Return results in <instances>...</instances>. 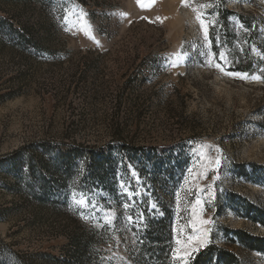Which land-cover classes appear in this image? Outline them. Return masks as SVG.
Segmentation results:
<instances>
[{"label": "rangeland", "instance_id": "rangeland-1", "mask_svg": "<svg viewBox=\"0 0 264 264\" xmlns=\"http://www.w3.org/2000/svg\"><path fill=\"white\" fill-rule=\"evenodd\" d=\"M153 220L264 264V0H0V264H154Z\"/></svg>", "mask_w": 264, "mask_h": 264}, {"label": "trees", "instance_id": "trees-1", "mask_svg": "<svg viewBox=\"0 0 264 264\" xmlns=\"http://www.w3.org/2000/svg\"><path fill=\"white\" fill-rule=\"evenodd\" d=\"M16 33H18L20 42L23 43L25 41L28 44L32 45L33 47L37 46V44L34 43V40H27L26 33H21L20 31H16ZM92 152L94 153V156H96L95 151L92 150ZM38 153L39 152L37 150H30L28 152V154L26 155L25 159L27 160V163L29 164L30 168H32V169L36 168L39 170V167H37L38 164L35 162V158H36L35 156ZM74 154H76V153H74V152L70 153L69 152L68 155L66 156V158L70 160V158ZM13 161H14L15 165L18 164V159H14ZM105 162H107L106 159L98 160L93 164V166H96V163H99L100 166H103V163H105ZM31 166H34V167H31ZM44 167L47 168L46 166H44ZM95 169H97V166ZM55 170H56L55 171L56 173L54 174V176L57 175L58 173H60L61 178H59V179L62 180L63 182H69L68 180H69L70 173H71L70 168H67L64 171L62 167L57 166V168ZM101 177L102 176L99 174V171L94 170V172L92 173L93 181H96L98 179L100 180ZM39 178L41 179V182L45 183V185L49 184V182H47V179H48L47 169H46V171L44 168L41 169ZM52 180H56L55 177H52ZM146 227H147V230H146L147 236L144 237L145 241L143 244V249L146 248L147 253L150 255L149 259L152 260L154 262V264H161L162 261L166 257L167 248L171 246L172 240H173V238H171V232H170L169 224L164 220H160L158 222L153 220L150 223H148V225ZM88 243L90 244V241H88ZM82 244H83L82 241L76 240V245L79 246V248L77 251V256H76V260H75L74 264H86V262H84V260H86V256H85L86 251H84L82 249V247H83ZM258 248H261V247L259 246ZM222 255H225V257H226V261L224 262V264H228L232 261H236L233 254H230V253L226 254V252H223ZM194 264H203L202 259H198Z\"/></svg>", "mask_w": 264, "mask_h": 264}, {"label": "snow or ice", "instance_id": "snow-or-ice-1", "mask_svg": "<svg viewBox=\"0 0 264 264\" xmlns=\"http://www.w3.org/2000/svg\"><path fill=\"white\" fill-rule=\"evenodd\" d=\"M137 2L139 4V3H141V0H137ZM197 19L200 22L201 28L203 29V31L205 33L206 39L209 41V43H211V37L208 36V27L205 25L204 19L200 15L197 16ZM223 59H224V56H223V54H221L220 60L223 61ZM216 66L218 68H220L221 71H224V68L221 66V64L218 63ZM228 74L232 75V76H239L241 78H245L247 76V74H245V73H228ZM251 78L255 79V80H259L262 77L259 75H253ZM217 163H219L218 160H217ZM125 195H128L129 199H132V196L134 194L133 193H125ZM197 203H199V201H197ZM125 207L126 208L130 207V205L125 204ZM127 219H128L129 223L136 224L137 226H139V223H140L139 217H135L134 215H132V216L127 217Z\"/></svg>", "mask_w": 264, "mask_h": 264}]
</instances>
